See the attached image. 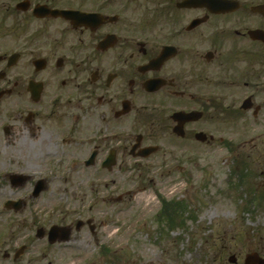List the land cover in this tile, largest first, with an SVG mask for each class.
Here are the masks:
<instances>
[{
  "label": "flooded vegetation",
  "instance_id": "1",
  "mask_svg": "<svg viewBox=\"0 0 264 264\" xmlns=\"http://www.w3.org/2000/svg\"><path fill=\"white\" fill-rule=\"evenodd\" d=\"M228 137H264V0H0V216L26 230L4 257L83 233L101 243L89 203L42 223L65 214L41 208L56 177L81 198L88 182L149 175L153 157ZM161 202L158 220L186 216L184 199Z\"/></svg>",
  "mask_w": 264,
  "mask_h": 264
},
{
  "label": "rangeland",
  "instance_id": "2",
  "mask_svg": "<svg viewBox=\"0 0 264 264\" xmlns=\"http://www.w3.org/2000/svg\"><path fill=\"white\" fill-rule=\"evenodd\" d=\"M228 138L225 143L217 141L209 146L193 143L192 158L186 157L182 150H177L179 159L167 155V161L163 162L162 156L153 157L148 163L150 168L145 167L149 168V175L116 172V181L100 182L97 189L90 182L84 184L82 176L85 182L80 183L88 196L83 194L81 198L79 194L74 199L67 197L65 180L56 177L54 192L41 200V208L46 207L45 212L57 202L58 207H64L65 214L45 213L42 223H57L67 212L72 213L74 207L89 203L88 216L102 222L101 243L83 233L82 239L73 238L72 245L58 246L45 254L30 253L22 262H14L13 257H4V253L14 251L25 241L24 218L2 214L0 264H26L30 258L34 264H232L233 254L239 258L238 264H245L246 254L255 251L264 254V205H253L251 211L244 209L253 189L264 187V177H259V164L264 161V137L258 139L260 142L256 140L258 137ZM255 142L259 148H253ZM247 157L254 159L250 166L251 185L249 182L232 187L231 182L239 183L232 177L234 168L240 171L243 167L240 162ZM161 166L166 169L164 175ZM171 168L173 174H168ZM78 184L76 181L68 188L75 190ZM119 196L120 202L116 200ZM163 199H184L189 206L186 216L173 224L161 217L158 220Z\"/></svg>",
  "mask_w": 264,
  "mask_h": 264
},
{
  "label": "trees",
  "instance_id": "3",
  "mask_svg": "<svg viewBox=\"0 0 264 264\" xmlns=\"http://www.w3.org/2000/svg\"><path fill=\"white\" fill-rule=\"evenodd\" d=\"M264 154V152L262 153ZM262 158L264 159V155L262 156ZM254 159H251L250 157H247L246 160L244 159L243 161L244 162H240L243 164V167L241 168V170L239 171L240 174H236L237 173V170L234 168V172L235 174L232 175V177H236L239 181V183H235L234 182H231V184L233 186H236V188H238V186L241 187L242 184L246 183L248 184L250 182V174H251V162L253 161ZM259 169L260 170V174H259V177L263 178L264 177V161H262V163L259 164ZM251 185V182L249 184V186ZM253 193L249 196L251 197L249 199V201L247 202V206L244 207L245 210L247 211H251L252 210V207L253 205H264V187L262 189H258V188H255L253 189L252 191ZM258 194L259 196L261 195V199H263V201L261 202L258 198V196L256 195Z\"/></svg>",
  "mask_w": 264,
  "mask_h": 264
},
{
  "label": "water",
  "instance_id": "4",
  "mask_svg": "<svg viewBox=\"0 0 264 264\" xmlns=\"http://www.w3.org/2000/svg\"><path fill=\"white\" fill-rule=\"evenodd\" d=\"M183 115H185V117L186 118H188V119H190L189 118V113H179L178 114V116H183ZM200 135H202V134H200ZM200 135H199V137H200ZM59 230H61L58 226L57 227H55V228H53L52 230H51V232H50V234L52 235V236H54L55 234H57V232L59 231ZM237 261V258H235V256L233 255V257H231V262L232 263H234V262H236ZM246 263L247 264H264V258L263 257H261L257 252H255V253H250V254H248L247 256H246Z\"/></svg>",
  "mask_w": 264,
  "mask_h": 264
}]
</instances>
